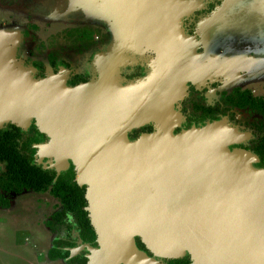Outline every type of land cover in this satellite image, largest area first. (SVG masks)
Masks as SVG:
<instances>
[{"label":"water","instance_id":"water-1","mask_svg":"<svg viewBox=\"0 0 264 264\" xmlns=\"http://www.w3.org/2000/svg\"><path fill=\"white\" fill-rule=\"evenodd\" d=\"M115 10L131 14L129 23L136 19L131 24L142 35L133 41L148 39L156 26L162 69L124 87L105 76L71 87L51 79L54 73L16 80L3 69L11 59L0 40V127L25 129L33 121L58 153L56 172L59 163L73 166L99 224L96 230L86 209L97 243L86 247L87 261L158 264L154 258L187 254L191 264H264V168L252 167L251 153L227 148L219 122L173 133L161 112L179 75L170 35L174 2L120 0ZM147 124L151 132L128 140L127 133ZM134 237L152 257L136 249Z\"/></svg>","mask_w":264,"mask_h":264},{"label":"rangeland","instance_id":"rangeland-1","mask_svg":"<svg viewBox=\"0 0 264 264\" xmlns=\"http://www.w3.org/2000/svg\"><path fill=\"white\" fill-rule=\"evenodd\" d=\"M172 1L175 18L170 39L179 75L175 92L161 112L175 126L180 117L176 103L186 94L189 85L204 89L205 100L211 104L218 100L219 90L223 89L217 78L220 69H223L225 88H229L236 83V78L230 76L229 66L244 58L252 60L253 56L247 55L253 41L261 43L257 54L264 57V0H219L220 10L196 24L195 32L201 40L194 35L188 36L187 30H193L192 14L202 9V2ZM260 2H263L260 7L255 8ZM119 5L120 0H0V40L4 43L6 57L11 59L10 64L5 62V73L16 80L33 77L34 71L23 63L38 61L46 65L47 58L54 56L69 65V69H59L54 77L50 76L49 68H45V75L54 81H65L67 74L78 72L88 74L93 82H99L105 76L112 85L124 87L153 77L164 64V55L155 41L156 26L147 30L148 39L142 37L133 41L135 36L141 37L142 31L136 23L131 24L136 19L127 21L126 17L131 14L126 10H122V16L116 12ZM235 17L236 24L232 22ZM231 22L234 25H228ZM256 23L260 24L255 26ZM255 31L259 37L254 36ZM243 32H249V35L243 36ZM201 41L205 48L219 43L226 50L225 56L208 53L204 56L197 52ZM108 65H112L114 71L111 72ZM254 70L250 69L247 83H264V69L256 73ZM235 115L240 122L251 118L246 111H236ZM219 123L227 130L228 148L230 143L239 140L240 135L224 121ZM5 198L9 207L7 211L0 209V264H45L41 257L47 246L53 239L63 238L65 233L60 228L49 230L44 226L57 208L56 201L47 193L23 192L5 195Z\"/></svg>","mask_w":264,"mask_h":264},{"label":"trees","instance_id":"trees-1","mask_svg":"<svg viewBox=\"0 0 264 264\" xmlns=\"http://www.w3.org/2000/svg\"><path fill=\"white\" fill-rule=\"evenodd\" d=\"M48 58L50 65L54 66V57L49 56ZM34 66L38 71V76L34 78H43L42 64L34 63ZM85 82L80 76L74 75L65 84L71 87ZM182 104L188 121L191 119L193 122L216 118L217 115H223L226 110L217 104L211 107L205 106L196 97L195 92L191 93ZM223 104L247 108L248 111L260 116V119L250 126L253 138L248 143V148L256 157V163L252 166L257 169L264 168V100L251 98L248 93L235 91L224 98ZM149 130V127L133 129L127 133V138L132 141L140 133H148ZM45 140L47 137L38 132L33 123L26 130H21L10 123L0 127V204L3 202L2 193H19L22 190L35 193L48 191L52 197L58 200L61 210L52 215L51 221L47 225L52 228L62 226L66 233L64 241L53 242L54 246L48 251V257L50 259H65L64 264H86V258L83 256L85 251L70 256L67 250L62 249L76 247L78 244L94 245L95 243V232L90 224L88 214L84 210L86 207L84 186H79L74 182V171L71 164L67 170L56 174L53 170L42 169L34 162L33 156L36 152L34 145ZM71 235L72 238H70ZM134 241L135 247L143 250V253L151 255L139 238L136 237ZM188 259V255L184 258L168 259L166 264H190Z\"/></svg>","mask_w":264,"mask_h":264},{"label":"flooded vegetation","instance_id":"flooded-vegetation-1","mask_svg":"<svg viewBox=\"0 0 264 264\" xmlns=\"http://www.w3.org/2000/svg\"><path fill=\"white\" fill-rule=\"evenodd\" d=\"M199 1H201L202 4H203L202 9H200L198 11L196 10L192 14V20L194 22L193 23L194 27L192 26L193 30L188 28L187 31H188V36L194 35V37H196L198 40L199 39L201 40L200 36L197 35V33L195 32L196 24L201 19H205V18L207 19L209 17L208 15L213 13L214 10L220 6V2H219V0H199ZM220 18L223 19V17H220ZM242 35L245 36V35H249V34H242ZM254 36H258L259 37L260 35L256 34ZM83 41L87 42L88 40H83ZM84 42H81V43L84 44ZM260 44L261 43L258 40H255V42L253 41V46H252L251 50L248 53L249 55H247L248 57L249 56H253L252 60H248L249 58H244V59L235 61L233 64H231V66H229L232 69L228 68V71L231 72V75L230 74H228V75L233 76V78L234 77L236 78V83L232 84L231 87H229V88L226 87L225 88L226 81H225V79H223V74L221 72L223 69H220V72H219L217 78L220 79L219 82H220V84H222L221 86L223 87V89L219 90L218 100L217 101H215V102H213L211 104H208L206 102V100H205V97H204V92H205L204 89H199L198 90V89H195L194 87H192L190 85L187 87L186 94L182 97L181 100H178V103H176L178 105L177 111H178L180 117H179L177 125H175L172 128V132L173 133H179L180 131L187 130V129L191 128V127L199 128V127H202V126H204V125H206L208 123L224 121L229 127L234 128L240 135V136H238V138H239L238 141H234V142H232V143H230L228 145V149H230V150H232V149L244 150V151H247V152H249V153H251L252 155L255 156V154H253L248 148V143L253 138L250 126L256 120H259L260 116L258 114H255V113H252V112L248 111L247 108H237V107H232V106H229V105H224L223 101H224V98H226L228 95L233 94V92H235V91L237 93H241V92L248 93L251 98H258V99L264 100V83L263 82L262 83H255V84L247 83L248 82V77L247 76H248V74H250V69H252V68L255 69L254 70L255 73L260 71V70H262V69H264V57H261L260 55L257 54L258 50L260 49ZM202 45H203V41L199 42V44H198V46L196 48V51L199 52V53H202L204 56L206 55V53H208L210 55H213V56H216V57L225 56L226 50L222 49L219 43L210 44L206 48H205V46H202ZM262 46L264 47L263 44H262ZM102 51H104V50H102ZM126 55H128V54L126 53ZM48 59L49 58H47V60H46V65H44L43 63L38 62V61H26V62L23 63V65L34 71L33 77L38 76V71H37L36 66H34V63H41L42 64V69H43L42 70V75L43 76H45V74H46V69L45 68H49V70L52 73H54V74H57L59 69H64V70L69 69V65L65 61H62L60 59H56L54 57V60H55L54 63L55 64H54V66H51L49 61H48ZM74 75L80 76L86 82L90 81V79H91L88 74L78 73V72H76L74 74H70L69 73V74H67V77L65 78V83H68L69 79L72 76H74ZM78 84H80V83H78ZM193 92L196 93V97H198L205 106L211 107L214 104H217L220 107L222 106L223 108H226L225 113L223 115H217V117L213 118V119H209V120L208 119H203L200 122H193L191 119L188 121L187 115H186V111L184 110L182 103ZM174 108L176 109L175 105H174ZM234 111L235 112L236 111H246L251 116V118L249 120H247V121L240 122L239 120L236 119V115H235ZM32 123H33V121H31L25 129H21V130H26L30 126V124H32ZM142 127H149L150 130L148 131V133L152 131V126L150 124L144 125ZM139 128H141V127H139ZM47 141H48V138H47V140L38 142L37 144L34 145V148L36 149V152H35V154L33 156L34 162L37 165H39L42 169L53 170L56 174H59L60 172H63L65 170H67L69 168L70 164H71L69 161H67V165H63V164L59 163V166H60V168H62V170H59V171L56 172L55 169L58 166H56L55 158L49 157V156L39 157L37 145L44 144ZM255 163H256V161L252 162L251 165H253ZM74 182H75V180H74ZM84 190H85V188H84ZM23 192H30V193H33L35 195H41L43 193H47L51 199L55 200L56 203H57V208H55V210H53L51 212L49 219L44 222V226L46 228H48L49 230H55L56 228H60V229H62L64 231L62 226H54L52 228V227H49L47 225V223L51 221L52 215L54 213L59 212L61 210V205L58 202V200L56 198L52 197L48 193V191H45V192H42V193H35V192H32V191L22 190L19 193H14V192H8V193H5V194L2 193L1 196H2L3 202H2V204H0V209H5V211H7L8 207H9V201H8L7 198H5V195H8V194H13V195H19L20 194L21 195ZM86 207H87V203H86ZM86 207L84 208V210L87 212V210H86L87 208ZM87 214H88V212H87ZM72 237L73 236L71 235L70 238H72ZM65 238H66V233H64L63 238L53 239L50 242V245L47 246V248L45 250V255L43 257H41V258L43 260H47V261H50V262L60 261L62 264H64L65 263V259H62V258L50 259L48 257V251L53 248V246H54L53 242H55L57 240L64 241ZM135 238L136 237L133 238V241H134ZM134 245H135V241H134ZM79 247H81V249H79L78 251L74 252V255L79 254L81 251H85L83 256L86 258V255H87L86 247L97 248L96 237H95L94 245L78 244L76 247H66V248L64 247L62 249L67 250L69 252V255H70L71 254V250H77ZM136 249H138L139 251L143 252V250H141V249H139L137 247H136ZM146 255L148 257H152L149 254H146ZM186 255L187 254H184L183 256H181V258L186 257ZM38 258H40V257H38ZM188 258H189V256H188ZM170 259H176V258H170ZM154 260L158 264H166V260H168V259L167 258H154ZM188 260L190 261V259H188ZM86 262H87V259H86ZM190 264H191V262H190Z\"/></svg>","mask_w":264,"mask_h":264},{"label":"crops","instance_id":"crops-1","mask_svg":"<svg viewBox=\"0 0 264 264\" xmlns=\"http://www.w3.org/2000/svg\"><path fill=\"white\" fill-rule=\"evenodd\" d=\"M261 3H263V2L258 3V4H257L256 6H254V7H255V8H259L260 5H261ZM245 10H246V9H244V11H245ZM247 10H249V8H247ZM244 11H243V12H244ZM261 12H262V11H261ZM262 13H263V12H262ZM246 14H248V13H246ZM236 17H237V16H236ZM236 17H235L234 21H232V22H234L235 24L237 23V22H236V21H237V18H236ZM232 22H231V23H228V25H231ZM262 23H264V21H263ZM262 23H261V24H262ZM238 24H239V23H238ZM257 24H260V23H256L255 26H256ZM232 25H234V24H232ZM236 28H238L239 30L241 29V28H239V27H236ZM236 31H237V30H236ZM243 33H245V34H249V32H248V33L243 32ZM253 34H256V31L253 32ZM257 35H259V34H257ZM37 149H38V155H39V157L49 156V157H53V158H54L55 156L58 155L57 152H54L55 150L52 151V149H50L49 147H47L45 144L37 145ZM86 208H88V206H87ZM72 255H74V254H72ZM44 261H45V262H44L45 264H62L60 261H53V262H50V261H47V260H44ZM86 264H97V263L88 260ZM101 264H102V263H101ZM114 264H142V263L137 262L136 259H126V260L123 259V260H120V261H118L117 263H114Z\"/></svg>","mask_w":264,"mask_h":264},{"label":"bare ground","instance_id":"bare-ground-1","mask_svg":"<svg viewBox=\"0 0 264 264\" xmlns=\"http://www.w3.org/2000/svg\"><path fill=\"white\" fill-rule=\"evenodd\" d=\"M90 209H92L91 206L87 208V210L90 212V217L92 218L91 221H92L93 225L95 226L96 230H98L99 229L98 219H97V217L93 216V212Z\"/></svg>","mask_w":264,"mask_h":264}]
</instances>
